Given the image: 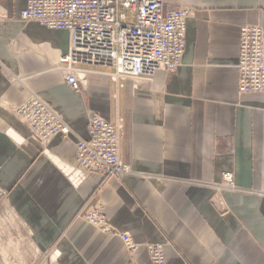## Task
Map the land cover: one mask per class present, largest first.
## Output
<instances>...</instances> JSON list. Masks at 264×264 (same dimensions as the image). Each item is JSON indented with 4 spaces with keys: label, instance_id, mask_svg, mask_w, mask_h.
<instances>
[{
    "label": "crops",
    "instance_id": "0c3cea01",
    "mask_svg": "<svg viewBox=\"0 0 264 264\" xmlns=\"http://www.w3.org/2000/svg\"><path fill=\"white\" fill-rule=\"evenodd\" d=\"M26 0H0V204L50 264H264V92L239 95L240 30L264 31V0H163L187 10L176 72L117 83L103 66L60 58L69 34L21 22ZM46 102L71 135L30 139L15 110ZM122 124L121 179L78 170L76 143L92 116ZM232 175V187L224 175ZM99 208L110 228L87 224Z\"/></svg>",
    "mask_w": 264,
    "mask_h": 264
},
{
    "label": "built area",
    "instance_id": "2783aa9c",
    "mask_svg": "<svg viewBox=\"0 0 264 264\" xmlns=\"http://www.w3.org/2000/svg\"><path fill=\"white\" fill-rule=\"evenodd\" d=\"M187 10H165L163 0H26L21 22H35L49 30L69 34L68 54L58 61L65 65L66 83L78 91L75 65L103 66L117 83L126 78H151L158 70L174 73L181 64ZM239 95L264 92V31L259 27L240 30L238 55ZM33 141L45 143L55 136L68 138L70 128L46 102L32 98L15 110ZM122 124L92 116L87 139L76 143L78 170L102 178L121 179L131 172L119 157ZM232 187V175L224 176ZM88 225L117 235L133 252L136 244L128 234L115 233L99 208L85 213ZM151 264H166L162 246L147 247Z\"/></svg>",
    "mask_w": 264,
    "mask_h": 264
},
{
    "label": "rangeland",
    "instance_id": "374dc122",
    "mask_svg": "<svg viewBox=\"0 0 264 264\" xmlns=\"http://www.w3.org/2000/svg\"><path fill=\"white\" fill-rule=\"evenodd\" d=\"M0 264H50L38 255L0 204Z\"/></svg>",
    "mask_w": 264,
    "mask_h": 264
}]
</instances>
